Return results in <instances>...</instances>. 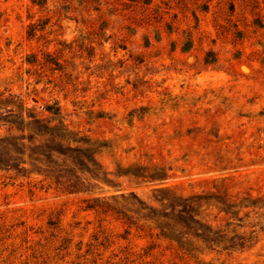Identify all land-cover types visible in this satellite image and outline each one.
<instances>
[{
	"label": "rangeland",
	"instance_id": "obj_1",
	"mask_svg": "<svg viewBox=\"0 0 264 264\" xmlns=\"http://www.w3.org/2000/svg\"><path fill=\"white\" fill-rule=\"evenodd\" d=\"M18 105L93 142L109 182L62 190L0 144V264H264V0H0V115ZM164 185L247 196L202 210L243 245L193 256L128 223L120 194Z\"/></svg>",
	"mask_w": 264,
	"mask_h": 264
},
{
	"label": "trees",
	"instance_id": "obj_2",
	"mask_svg": "<svg viewBox=\"0 0 264 264\" xmlns=\"http://www.w3.org/2000/svg\"><path fill=\"white\" fill-rule=\"evenodd\" d=\"M18 108L16 112L7 109L9 112L0 115V120L8 124L6 134L0 136V144L10 155L25 154L20 167L29 163L35 167L34 173L42 175L41 179L66 191L87 190L81 187L89 184L91 179L109 182L96 160L93 142L61 119L52 122L51 118L40 117L28 109L23 115L22 106L18 105ZM44 109L54 115L58 113L56 107L53 111L48 107ZM246 198L233 201L219 192L184 195L166 185L155 188L152 199L155 204L146 203L132 193L120 194L122 216L128 223L134 222L133 218L152 222L157 235L173 242L180 252L193 256L198 253L219 256L222 252L228 255L233 246L243 245L242 235L228 234L233 231L231 221L225 219L223 223H213L202 210L213 206L226 217L236 216L237 211L232 207L245 206ZM100 201L104 203V200ZM234 237L239 241L235 242Z\"/></svg>",
	"mask_w": 264,
	"mask_h": 264
}]
</instances>
